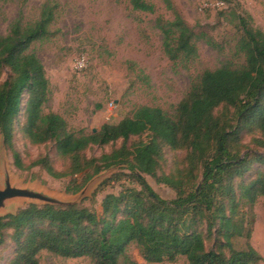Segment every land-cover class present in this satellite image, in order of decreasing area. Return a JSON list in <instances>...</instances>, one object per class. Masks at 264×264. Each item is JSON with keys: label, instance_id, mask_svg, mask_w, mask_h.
<instances>
[{"label": "trees", "instance_id": "1", "mask_svg": "<svg viewBox=\"0 0 264 264\" xmlns=\"http://www.w3.org/2000/svg\"><path fill=\"white\" fill-rule=\"evenodd\" d=\"M134 11L156 13L148 0H129ZM173 15L158 18L163 51L175 65L188 66L199 58L198 37L172 0H161ZM224 4L225 1L221 0ZM226 7V4H225ZM58 6L48 1L34 23L19 18L10 32L0 37V138L12 150L14 166L28 170L14 149V124L24 108L22 132L33 145L53 143L57 155L69 161L64 172L55 170L47 156L32 164L55 179L83 176L73 180L68 193H78L102 170L124 165L141 189L127 188L108 194L97 214L83 205L60 207L30 204L15 214L0 217V247L8 233L13 243L6 264H40L43 252L65 259L89 258L94 264H137L129 255L134 246L152 264L175 263L185 257L189 264H259L261 254L251 245L250 223L241 207L252 208L264 198V170L248 180L252 164H264V154L242 152V134L257 132L254 142L264 148V32L253 18L233 13L239 40L236 53L243 63H226L196 78L174 116L160 108L142 106L118 124H104L93 134L77 135L66 120L55 113L44 114L49 101L50 81L42 61L29 49L35 42L51 39ZM207 44H218L203 35ZM223 113L217 115V110ZM226 112V113H225ZM148 136L132 148L133 137ZM123 145L99 160H88L91 146ZM165 147L188 152L187 167L179 174L158 175ZM146 176L173 188L177 196L167 201L149 185ZM249 228V229H248ZM246 238L245 249L234 240ZM214 245L208 248L207 241Z\"/></svg>", "mask_w": 264, "mask_h": 264}, {"label": "rangeland", "instance_id": "2", "mask_svg": "<svg viewBox=\"0 0 264 264\" xmlns=\"http://www.w3.org/2000/svg\"><path fill=\"white\" fill-rule=\"evenodd\" d=\"M48 1L57 4L56 20L52 26L55 35L49 40L35 42L29 49L42 61L50 81V96L44 114L55 113L68 123L77 135L93 134L102 126L118 124L131 117L142 106L157 107L174 116L179 104L187 96L193 81L207 70H215L226 63L239 65L243 58L236 53L239 40L237 19L233 13L250 15L256 28L264 32V0H224L226 7L212 4L221 0H172L174 6L198 37L199 58L188 66L175 65L163 51V36L157 26L158 18L172 20L173 15L161 0H148L156 6V13L134 11L129 0H0V37L10 32L13 22L39 20L41 9ZM222 2V1H221ZM203 35L213 38L217 48L209 46ZM7 79L5 73L2 84ZM28 95L23 97L22 113L14 124V149L22 157L28 170L14 166L12 150L0 138V189L7 178L13 187L28 189L54 198L66 205H83L97 214L108 194H119L127 188H141L132 181L124 165L102 170L78 193H68L67 187L83 176L55 179L40 167H32L38 159L47 156L58 172H64L69 161L57 155L55 145H33L23 134L24 108ZM217 110V115L223 113ZM226 113V112H225ZM260 133L245 131L242 134V153L259 152L255 139ZM148 136L133 137L127 142L132 148ZM120 140L108 146H91L84 152L88 160H99L103 155L121 148ZM188 152L165 147L162 151L158 175L179 174L187 167ZM264 164H252L246 176L238 183L251 178ZM149 185L164 200L176 198L170 186L146 176ZM30 204L42 202L16 198L7 202L0 217L15 214ZM56 206V205H54ZM246 224L250 223L251 245L261 254L264 264V198L260 197L250 208L241 207ZM249 229V228H248ZM8 233L6 243L0 247V264L12 256L13 243ZM246 238L234 240L235 248L245 249ZM214 245L207 241L208 248ZM129 255L137 264L147 263L132 246ZM40 264H94L89 258L65 259L49 252L40 256ZM161 264H189L185 257L177 262Z\"/></svg>", "mask_w": 264, "mask_h": 264}, {"label": "water", "instance_id": "3", "mask_svg": "<svg viewBox=\"0 0 264 264\" xmlns=\"http://www.w3.org/2000/svg\"><path fill=\"white\" fill-rule=\"evenodd\" d=\"M16 198H25L34 201H39L44 204L63 206L66 205L54 198L48 197L38 192H34L28 189H22L13 187L10 178H7L5 182V187L0 189V212L5 209L8 201L16 199Z\"/></svg>", "mask_w": 264, "mask_h": 264}, {"label": "built area", "instance_id": "4", "mask_svg": "<svg viewBox=\"0 0 264 264\" xmlns=\"http://www.w3.org/2000/svg\"><path fill=\"white\" fill-rule=\"evenodd\" d=\"M213 7L215 8H224L225 7V4L221 1H216L212 4Z\"/></svg>", "mask_w": 264, "mask_h": 264}]
</instances>
